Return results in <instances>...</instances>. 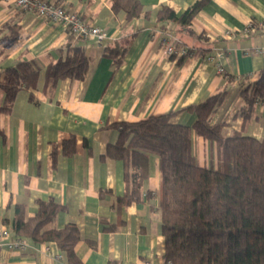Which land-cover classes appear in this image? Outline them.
Listing matches in <instances>:
<instances>
[{
	"label": "crops",
	"instance_id": "obj_1",
	"mask_svg": "<svg viewBox=\"0 0 264 264\" xmlns=\"http://www.w3.org/2000/svg\"><path fill=\"white\" fill-rule=\"evenodd\" d=\"M138 1L148 15L133 20L115 13L110 0L60 1L106 31L108 38L98 42L74 38L64 25L18 8L15 0H0V46L7 47L0 72L20 60L35 61L41 68L37 88L19 92L12 112L0 116V221L11 223L17 204L34 217L39 201L59 203L63 210L49 228H79L75 253L82 264H169L159 211V157L149 155L140 200L118 206L126 191L125 165L106 156L119 134L112 125L176 113L173 123L192 127L196 115L184 110L225 89L228 95L214 121L227 123V135L238 132L264 141V104L244 122L238 87V79L256 81L264 69V0H208L192 22L195 32L204 35L201 39L166 34L157 27L162 6L180 16L201 0ZM253 22L258 30L239 34ZM5 25L19 26L21 40L13 42ZM228 31L236 36L226 37ZM168 35L184 48H196L182 61L165 56ZM116 42L129 47L118 68L104 55ZM67 45L83 46L90 67L84 80H62L50 97L44 93L46 71ZM226 75L235 81L230 83ZM70 136L76 138V150L66 156L61 145ZM193 153L201 166L217 167L216 144L195 133ZM0 264L68 263L55 243L30 242L25 252L0 248Z\"/></svg>",
	"mask_w": 264,
	"mask_h": 264
},
{
	"label": "trees",
	"instance_id": "obj_2",
	"mask_svg": "<svg viewBox=\"0 0 264 264\" xmlns=\"http://www.w3.org/2000/svg\"><path fill=\"white\" fill-rule=\"evenodd\" d=\"M110 2L112 10L125 13L128 20L144 12L148 15L138 0ZM207 2L198 1L180 16L164 5L157 13V27L166 34L201 39L204 35L195 32L192 22ZM252 25L259 27L256 22ZM5 28L10 31L13 42L21 40L19 26L5 25ZM6 48L0 46V62L7 58ZM128 48L116 42L105 48L104 55L118 68ZM195 48L188 47L187 55L171 57H180L182 61ZM58 54V59L52 60L46 71L44 93L50 97L60 81L84 80L90 67L83 46L67 45ZM40 72L39 64L28 60L1 70L0 116L12 112L19 92L37 88ZM220 74L225 75L224 70ZM226 77L230 83L235 81L233 77ZM238 84L243 99L241 115L248 122L255 117L257 105L264 104V69L256 81L240 78ZM227 95L224 89L186 108L184 111L196 115L192 127L173 123L176 113L111 126L119 134L117 141L108 146L106 156L125 165L126 191L117 199L118 206L140 200L149 177V155L159 157V211L165 237V261L169 264H264V141L238 132L227 135V123L214 121ZM194 133L216 144L217 167L200 165L193 153ZM75 146L76 138L70 136L63 141L61 149L64 155L71 156ZM38 205L36 215L28 217L27 207L17 204L13 220L4 224L10 226L15 238L33 244L53 242L65 254L68 264H82L75 253L81 240L79 228L74 224L62 229L49 228L63 206L55 201H39Z\"/></svg>",
	"mask_w": 264,
	"mask_h": 264
},
{
	"label": "built area",
	"instance_id": "obj_3",
	"mask_svg": "<svg viewBox=\"0 0 264 264\" xmlns=\"http://www.w3.org/2000/svg\"><path fill=\"white\" fill-rule=\"evenodd\" d=\"M15 5L41 18L64 25L79 40H97L98 42H102L108 38L106 31L84 19L80 10H67L56 0H15ZM255 31V26L250 25L239 34L249 36ZM236 33L235 31H228L225 36L233 38L236 36ZM163 53L169 57L173 55L184 56L187 55L188 49L183 47L181 41L176 36L168 35L163 43ZM218 56H221V54H218ZM208 60L216 61V58L210 57ZM219 71L222 72V69ZM0 248L25 252L29 250L30 242L26 239L15 238L10 228L0 221ZM45 250L48 251L49 247L45 246Z\"/></svg>",
	"mask_w": 264,
	"mask_h": 264
}]
</instances>
